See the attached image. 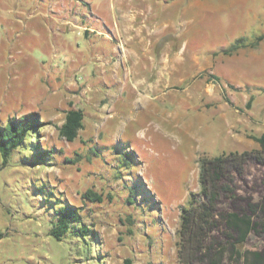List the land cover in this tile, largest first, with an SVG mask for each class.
<instances>
[{
  "label": "rangeland",
  "instance_id": "1",
  "mask_svg": "<svg viewBox=\"0 0 264 264\" xmlns=\"http://www.w3.org/2000/svg\"><path fill=\"white\" fill-rule=\"evenodd\" d=\"M238 10L0 0V124L33 112L55 150L48 165L24 161L25 150L5 167L0 159V264H182L181 207L200 190L199 155L261 148L233 132L264 133V55L222 52L264 34V16ZM69 109L84 114L73 142L58 132ZM236 186L261 201L264 163L250 162ZM87 189L102 201L84 198ZM59 196L81 207L96 241L49 235L48 200ZM240 248L264 249V233Z\"/></svg>",
  "mask_w": 264,
  "mask_h": 264
},
{
  "label": "trees",
  "instance_id": "2",
  "mask_svg": "<svg viewBox=\"0 0 264 264\" xmlns=\"http://www.w3.org/2000/svg\"><path fill=\"white\" fill-rule=\"evenodd\" d=\"M264 40V34L248 42L239 37L222 50L232 53L247 47H256ZM249 98L247 106L252 103ZM84 114L79 109H69L58 128L59 135L73 142L83 128ZM41 122L33 112L9 119L0 124V159L6 166L14 152L25 150L23 160L33 165L52 164L55 150L39 138ZM260 149L223 152L217 156L199 155V192L190 193L186 205L181 207L178 230V258L182 264H264V249L253 251L241 249L254 232L264 233V197L259 202L241 198L236 179L243 175L250 162L264 163V133L251 135ZM84 198L102 201L92 189L83 193ZM49 235L56 240L71 236L97 239V231L84 221L81 207L68 198L59 196L48 200ZM228 204V206L225 205ZM4 233L0 232V239ZM126 258L123 264H132Z\"/></svg>",
  "mask_w": 264,
  "mask_h": 264
},
{
  "label": "crops",
  "instance_id": "3",
  "mask_svg": "<svg viewBox=\"0 0 264 264\" xmlns=\"http://www.w3.org/2000/svg\"><path fill=\"white\" fill-rule=\"evenodd\" d=\"M193 5H197L201 7V9H208V7H211L214 4H220L221 6L224 7H237V11H241L238 9L245 8L249 14L253 15V18L255 19V22L261 21L262 16H264V3H261V1L258 0H191ZM264 2V1H262ZM244 11V10H243ZM243 52H251L252 56L259 57L260 55H264V40H262L258 46L256 47H248V48H243L240 49ZM238 50L237 53L240 51ZM228 56V55H227ZM209 69L212 71L213 69V63H209L207 65L202 66L201 70H206ZM249 99V98H248ZM245 101V104L248 102ZM241 124V121L239 122ZM249 131H253L252 128H250L248 125L244 126L241 125L239 128H237L234 132L235 136L238 137L239 139H244V140H250L253 142H256L254 139L251 137L248 138V136L251 135Z\"/></svg>",
  "mask_w": 264,
  "mask_h": 264
}]
</instances>
